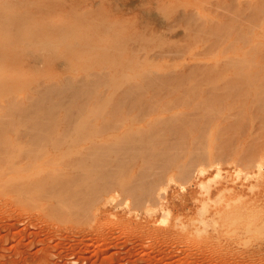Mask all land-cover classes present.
<instances>
[{
  "label": "rangeland",
  "instance_id": "1",
  "mask_svg": "<svg viewBox=\"0 0 264 264\" xmlns=\"http://www.w3.org/2000/svg\"><path fill=\"white\" fill-rule=\"evenodd\" d=\"M0 264H264V0H0Z\"/></svg>",
  "mask_w": 264,
  "mask_h": 264
},
{
  "label": "bare ground",
  "instance_id": "2",
  "mask_svg": "<svg viewBox=\"0 0 264 264\" xmlns=\"http://www.w3.org/2000/svg\"><path fill=\"white\" fill-rule=\"evenodd\" d=\"M61 141V140H60ZM63 141V140H62ZM62 143H64V142H60L58 145L60 146V144L62 145ZM65 144V143H64ZM44 146V145H43ZM45 147V146H44ZM43 149V148H42ZM46 149V148H45ZM90 177V176H89Z\"/></svg>",
  "mask_w": 264,
  "mask_h": 264
}]
</instances>
